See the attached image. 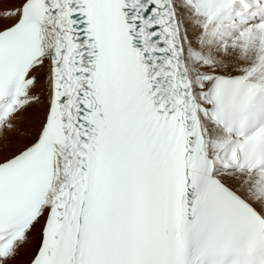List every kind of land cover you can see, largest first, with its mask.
Instances as JSON below:
<instances>
[{"label": "snow or ice", "instance_id": "1", "mask_svg": "<svg viewBox=\"0 0 264 264\" xmlns=\"http://www.w3.org/2000/svg\"><path fill=\"white\" fill-rule=\"evenodd\" d=\"M0 264H264V0H0Z\"/></svg>", "mask_w": 264, "mask_h": 264}]
</instances>
